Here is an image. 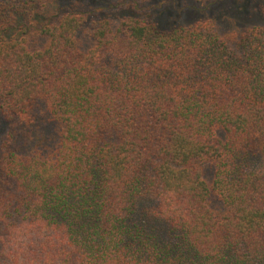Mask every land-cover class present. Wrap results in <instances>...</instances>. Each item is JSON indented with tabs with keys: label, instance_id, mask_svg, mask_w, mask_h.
<instances>
[{
	"label": "trees",
	"instance_id": "16d2710c",
	"mask_svg": "<svg viewBox=\"0 0 264 264\" xmlns=\"http://www.w3.org/2000/svg\"><path fill=\"white\" fill-rule=\"evenodd\" d=\"M152 1L0 0V264H264V0Z\"/></svg>",
	"mask_w": 264,
	"mask_h": 264
},
{
	"label": "rangeland",
	"instance_id": "374dc122",
	"mask_svg": "<svg viewBox=\"0 0 264 264\" xmlns=\"http://www.w3.org/2000/svg\"><path fill=\"white\" fill-rule=\"evenodd\" d=\"M98 6L106 5L109 0H87ZM152 13L156 14L155 20L158 29L167 31L176 26L190 24L196 20H211L225 29H241L252 25L256 15L252 3L245 10L224 3L212 6L209 9H192L193 4L189 0H153L151 2Z\"/></svg>",
	"mask_w": 264,
	"mask_h": 264
}]
</instances>
